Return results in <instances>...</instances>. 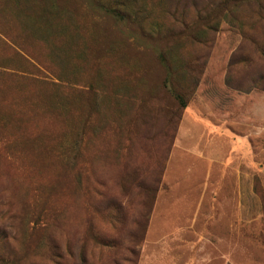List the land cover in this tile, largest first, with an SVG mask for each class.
<instances>
[{
  "label": "rangeland",
  "instance_id": "374dc122",
  "mask_svg": "<svg viewBox=\"0 0 264 264\" xmlns=\"http://www.w3.org/2000/svg\"><path fill=\"white\" fill-rule=\"evenodd\" d=\"M193 100L254 118L213 196ZM169 224L212 230L166 247L183 264H264V0H0V257L47 264L53 239L58 264H140Z\"/></svg>",
  "mask_w": 264,
  "mask_h": 264
},
{
  "label": "crops",
  "instance_id": "0c3cea01",
  "mask_svg": "<svg viewBox=\"0 0 264 264\" xmlns=\"http://www.w3.org/2000/svg\"><path fill=\"white\" fill-rule=\"evenodd\" d=\"M252 96V98H255L254 95ZM205 108L204 103H198L196 100L191 101L186 106L184 116V150L194 154L200 153L204 158L203 164L206 168V176L202 189L204 192H207L209 196H213L219 190L220 185L227 182L229 183L231 181V183L239 185L241 180L239 170L240 160H235L234 155L239 156L242 151L249 152L251 150L252 145L249 136L256 133V128H254L255 125L252 123L254 118L250 119V116L240 123L230 116L217 118L215 122L213 118L205 114ZM220 153H225V156L220 158L218 155ZM226 153H228V155ZM231 177L233 180H230ZM226 178H229V181ZM238 213L239 212L236 214L237 217L239 216ZM205 216L210 221L212 213L208 212ZM162 230L163 232H173V234L168 235V238L166 237L167 239L163 236L162 239L155 240L153 258L148 261L146 257L142 255L143 260L140 264H183L180 262L181 259H173L169 251L166 250V247L193 248L198 244V241L185 240L182 236L183 230L192 231L194 233L203 231L206 234H201L200 242L204 245H208L211 241L207 233L212 230L207 227V224L202 230L197 229L194 224L183 229L169 224L167 227H162ZM162 253H164L163 257ZM159 255H161V257H159ZM212 260L211 257L205 261H200L199 264H208V262ZM224 262L223 255L220 257L217 256L216 264H224Z\"/></svg>",
  "mask_w": 264,
  "mask_h": 264
},
{
  "label": "trees",
  "instance_id": "16d2710c",
  "mask_svg": "<svg viewBox=\"0 0 264 264\" xmlns=\"http://www.w3.org/2000/svg\"><path fill=\"white\" fill-rule=\"evenodd\" d=\"M21 217H22V221H23L24 220V213H22V212H20L19 214L16 215V218H21ZM60 250H61V247L58 245V243H56L55 240L51 239L49 242L48 250H47L50 253V260L51 261H49L47 264H51L50 262L57 263L56 259L60 260V258L62 257V252ZM0 264H16V261L15 260H9V259L4 258V257H0Z\"/></svg>",
  "mask_w": 264,
  "mask_h": 264
}]
</instances>
